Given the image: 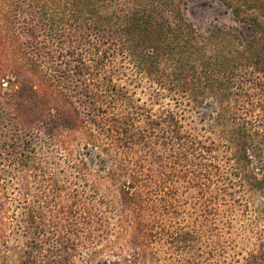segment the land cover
<instances>
[{"label":"trees","instance_id":"obj_1","mask_svg":"<svg viewBox=\"0 0 264 264\" xmlns=\"http://www.w3.org/2000/svg\"><path fill=\"white\" fill-rule=\"evenodd\" d=\"M188 1L0 0V188L7 169L30 186L50 179L40 203L67 215L57 233L38 206L24 205L14 264H74L76 249L93 244L96 216L86 207L79 224L71 192L42 163L64 172L52 149L69 141L81 146L67 165L76 182L95 164L116 186L120 212L135 214V230L136 213L150 207L143 191L184 183L202 192L216 181L213 201L253 213L238 231L252 245L240 264H264V0H221L234 24L204 30L183 15ZM113 149L118 174L105 168ZM131 159L133 170L123 162ZM193 241L189 230L171 242L181 251Z\"/></svg>","mask_w":264,"mask_h":264},{"label":"rangeland","instance_id":"obj_2","mask_svg":"<svg viewBox=\"0 0 264 264\" xmlns=\"http://www.w3.org/2000/svg\"><path fill=\"white\" fill-rule=\"evenodd\" d=\"M182 12L199 30L211 25L234 24L230 10L221 0H189L182 8ZM15 111L17 114H26H24L26 110H21L20 106ZM111 112L113 111L109 110V113ZM31 116L27 114V117ZM26 121L30 123L29 120ZM105 145H109V141L104 138L100 146ZM66 147L67 149H63L54 146L52 149V156L58 163L57 168L64 172L56 175L53 173L57 172L54 165L47 160L42 163L48 176L55 175L63 189L71 192L76 201L75 215L79 224L86 223L83 214L86 207L96 216V223L90 226L93 244L76 249L72 258L74 264H106L132 259L137 254L139 258L137 264H240L242 257L252 249L251 243L244 238L245 233H238L240 224L249 223L252 219V211L241 218L238 211L231 212L227 203L223 206L222 200L213 201L216 181L202 192L187 188L184 183L177 184L176 192L143 191V200L150 207L136 213L140 215L141 223L140 230H135V214L120 212V196L116 186L110 184L105 173H97L95 164H91L89 171L86 172V182H76L75 173L67 165L70 162H77L76 155L81 146L76 141H69ZM113 152L111 158L106 156L109 159L105 168L107 172L113 171L118 174L116 165L122 154L117 149H113ZM123 162L133 170L132 159L130 162ZM221 162L222 160L219 163ZM7 171L8 169L2 183L5 187L0 188V220L2 219L4 223L8 252L6 254L0 249V264L15 263L17 248L21 246L23 239L14 233V227L20 220L24 205L34 203L38 206L44 213L46 222L57 233L67 219V215L58 209L40 203L49 196L50 192L46 189L50 188V179L41 180L42 185L30 186L25 179L26 176L11 177ZM217 208L218 211H215ZM189 230L195 234V241L184 248L185 250L179 251L173 246L172 237L178 231ZM91 253H95L92 259Z\"/></svg>","mask_w":264,"mask_h":264}]
</instances>
